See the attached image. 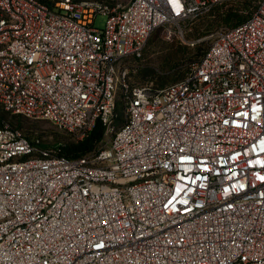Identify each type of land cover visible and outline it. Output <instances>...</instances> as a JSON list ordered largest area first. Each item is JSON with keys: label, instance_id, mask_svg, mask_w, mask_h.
Here are the masks:
<instances>
[{"label": "built area", "instance_id": "1", "mask_svg": "<svg viewBox=\"0 0 264 264\" xmlns=\"http://www.w3.org/2000/svg\"><path fill=\"white\" fill-rule=\"evenodd\" d=\"M235 1L185 78L130 83L158 28ZM0 105L105 128L70 158L0 126V264H264V0H0Z\"/></svg>", "mask_w": 264, "mask_h": 264}, {"label": "trees", "instance_id": "2", "mask_svg": "<svg viewBox=\"0 0 264 264\" xmlns=\"http://www.w3.org/2000/svg\"><path fill=\"white\" fill-rule=\"evenodd\" d=\"M103 2V0H100ZM110 1V0H105ZM114 2V0H111ZM105 3V2H104ZM227 3H231L230 5H226ZM221 5H215L209 14L216 15L218 14L221 16L224 14L223 18L225 20H233L231 24L228 25H235L239 22H242L246 19L247 15L244 14L241 9L248 8L251 6L250 1H235V2H227ZM225 7V10H221L220 8ZM242 13V14H241ZM196 30L192 33L191 37H199L202 33L199 31V27L196 26ZM153 35V34H152ZM151 35V36H152ZM151 38V37H150ZM149 38V40H150ZM148 40V42H149ZM147 42V45H148ZM169 48L168 55L163 62H169L167 66H164V69L161 73L157 72L156 76L149 70H146L145 73L141 74L142 78L150 77L151 80H154L155 84L153 83H146L152 84L154 87L163 88L169 86L173 83H176L187 76L190 70L196 65L203 57L208 45L205 44L204 41H197L193 45L184 44L180 40L174 38L172 42H168ZM147 45L144 50L142 57L140 58H131L128 62H140L147 50ZM129 67V66H128ZM128 76L130 83L135 85H143V84H133ZM155 77V78H154ZM0 107L3 110H0V126L7 123L11 127L21 130L24 127V119L22 115L15 114L13 112L5 110L1 105ZM118 112H119V123L123 122V113L121 108L120 101L118 102ZM25 118V117H24ZM22 132V130H21ZM23 133V132H22ZM27 138H29L32 142L40 144L42 146H50L45 144L44 142L40 141V138H32L28 134L23 133ZM105 136V128L101 121H98L96 127L86 136L84 139L80 140H69L64 143L59 144L58 146H52L59 150L60 154H63L70 158H79L89 154L96 152L102 144V140Z\"/></svg>", "mask_w": 264, "mask_h": 264}, {"label": "rangeland", "instance_id": "3", "mask_svg": "<svg viewBox=\"0 0 264 264\" xmlns=\"http://www.w3.org/2000/svg\"><path fill=\"white\" fill-rule=\"evenodd\" d=\"M106 4L115 7V6H125L129 0H111L105 1ZM227 3L226 5H230ZM212 9V8H211ZM211 9L201 13L199 16L193 20L180 24V25H168L161 28H158L153 35L151 36L147 50L143 59L140 62H127L126 66H129V75L130 80L133 84H146L153 83L154 80H151L150 77L142 78L141 74L145 73L146 70H149L156 76L157 72L161 73L164 69V66H167L169 62H163L168 55L169 43L172 42L174 38L180 40L184 44L193 45L197 41H204L205 44L209 43V35L218 29L221 26L231 24L232 20H225L223 17L224 14L219 16L209 14ZM222 11L225 10V7L220 8ZM242 14V13H241ZM245 14V13H244ZM95 25L99 28H103L106 23V16L100 14L96 20ZM196 26L199 27L200 33L199 37H191L192 33L196 30ZM182 32V33H180ZM155 78V77H154ZM0 110H3L0 107ZM24 127L21 128L22 132L28 134L32 138H40L41 142L48 144L50 146H58L61 143H64L69 140H78V135L75 132H71L67 129L61 128L56 125L54 122L48 119H30L24 118Z\"/></svg>", "mask_w": 264, "mask_h": 264}]
</instances>
